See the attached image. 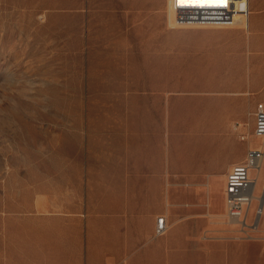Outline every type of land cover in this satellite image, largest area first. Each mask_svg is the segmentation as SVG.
<instances>
[{
	"label": "rangeland",
	"instance_id": "obj_1",
	"mask_svg": "<svg viewBox=\"0 0 264 264\" xmlns=\"http://www.w3.org/2000/svg\"><path fill=\"white\" fill-rule=\"evenodd\" d=\"M117 2L0 0V264H48L49 192L110 152L120 126L140 141L161 120L168 142L182 139L184 117L214 102L229 118L249 108L238 132L217 134L231 166L259 143L239 136L264 103V0L235 26L179 24L171 0ZM224 176H169V194L211 196Z\"/></svg>",
	"mask_w": 264,
	"mask_h": 264
},
{
	"label": "crops",
	"instance_id": "obj_2",
	"mask_svg": "<svg viewBox=\"0 0 264 264\" xmlns=\"http://www.w3.org/2000/svg\"><path fill=\"white\" fill-rule=\"evenodd\" d=\"M257 99L264 101V94ZM248 110L236 106L229 118L216 109L214 102L199 106L184 117V137L169 142L161 120L151 123V128L144 130L145 139L140 141L135 129L120 126L114 131L110 152L89 158L95 162L73 163L71 184L65 183L58 194L49 192L48 264L262 261L264 252L259 246L264 243L221 238L218 222L224 215L223 189L221 192L215 187L211 196L208 193L193 199L171 198L169 194V176L226 175L231 157L225 156V141L217 134L225 126H239ZM178 113L176 110L173 117L175 128ZM158 216L167 223L161 236L154 234ZM208 232L214 238L204 239Z\"/></svg>",
	"mask_w": 264,
	"mask_h": 264
},
{
	"label": "built area",
	"instance_id": "obj_3",
	"mask_svg": "<svg viewBox=\"0 0 264 264\" xmlns=\"http://www.w3.org/2000/svg\"><path fill=\"white\" fill-rule=\"evenodd\" d=\"M203 2V1H202ZM170 8L177 23L194 26H235L239 18L249 15V0H211L206 3H189L186 0H171ZM251 134H240L246 141L249 136L257 144H250L244 159L230 167L225 175L223 200L224 215L221 238L228 241L264 243V103L256 106ZM235 127V131L238 129ZM167 223L163 216L155 222V236L163 235ZM204 239L214 238L210 232Z\"/></svg>",
	"mask_w": 264,
	"mask_h": 264
},
{
	"label": "bare ground",
	"instance_id": "obj_4",
	"mask_svg": "<svg viewBox=\"0 0 264 264\" xmlns=\"http://www.w3.org/2000/svg\"><path fill=\"white\" fill-rule=\"evenodd\" d=\"M189 1V3H193V2H196V3H206V2H208V1H211V0H188ZM203 1V2H202ZM122 6H125L123 3H122V0H118V2H117V4H116V8L118 7V8H121ZM169 11H172L171 10V8H169ZM170 14H172V15H174V13L172 12V13H170ZM248 17V16H247ZM241 20V18H239V20L238 21H240ZM261 201H264V196H262L261 197V199H260Z\"/></svg>",
	"mask_w": 264,
	"mask_h": 264
}]
</instances>
